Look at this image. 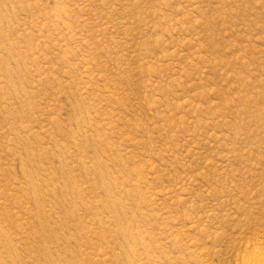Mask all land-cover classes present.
<instances>
[{"label":"rangeland","instance_id":"1","mask_svg":"<svg viewBox=\"0 0 264 264\" xmlns=\"http://www.w3.org/2000/svg\"><path fill=\"white\" fill-rule=\"evenodd\" d=\"M264 258V0H0V264Z\"/></svg>","mask_w":264,"mask_h":264},{"label":"bare ground","instance_id":"2","mask_svg":"<svg viewBox=\"0 0 264 264\" xmlns=\"http://www.w3.org/2000/svg\"><path fill=\"white\" fill-rule=\"evenodd\" d=\"M243 264H264V258L259 254H254L248 260L244 261Z\"/></svg>","mask_w":264,"mask_h":264}]
</instances>
